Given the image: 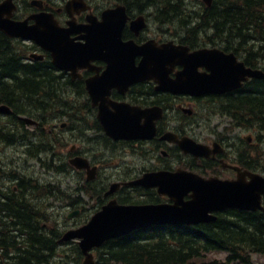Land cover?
<instances>
[{
	"label": "flooded vegetation",
	"instance_id": "flooded-vegetation-1",
	"mask_svg": "<svg viewBox=\"0 0 264 264\" xmlns=\"http://www.w3.org/2000/svg\"><path fill=\"white\" fill-rule=\"evenodd\" d=\"M2 1V0H0ZM70 0H14L15 3V17L17 19H25L37 12H48L53 15L55 20L62 27H67L68 21H74L76 28H80L88 23L91 14H94L96 18H100L102 9L95 3L97 0H85L89 6L87 9L83 7L69 6ZM109 7L115 6L117 3L122 4L125 8L126 19L122 27L121 40L123 42L132 41L136 45H142L150 40L156 44H163L169 41L176 42L178 31L174 26L172 20L162 19V15L149 6H143L140 8L137 3H133L131 0H106ZM93 15V16H94ZM168 18H172L170 15ZM163 21V22H162ZM31 23L32 20H29ZM83 34V30L80 32H70V37L81 41L79 37ZM29 48L43 55L46 60V64L53 69L54 74L59 77L64 85L71 86L74 89V96L72 101L74 107L69 109L73 110L72 118L75 122L79 123L80 128L76 125L63 126L61 134L71 139L70 149L64 154L63 149L58 156L60 164L62 165L61 176L63 180L77 181L82 173L80 170L66 169V165H69L72 156L81 155V152L86 155L92 152V149L88 147L85 141L80 137V132L89 135V140L94 141L97 144H104L108 148H116L121 154L127 155L128 152L136 155L137 150L144 151L149 156H156L155 165L156 168H165L175 170L177 168L187 169L202 176H216L220 178H237L243 175L246 178L248 174L246 172H260L264 171L263 151L264 139H261L256 134V123L260 122L257 116L262 115L254 114L250 117L242 115L237 110H234L233 115L227 113V108L231 107L229 100L237 103H241L243 99L247 98L249 101L253 100L255 96L260 94V90L257 87V83L264 82V78H249L244 81L243 84L233 90L226 92L208 91L201 94H194L193 88H187L188 91L172 92L170 90L162 89L161 84H167L170 80H175L176 72L180 71L183 65H174L170 67L166 77L142 79V78H130L127 80L122 73L115 70H111L109 73V81L114 83V86L110 88L108 97H95L90 98L86 90V81L102 75L106 69L108 63L95 58L88 62V68H78L76 71H62L55 69L52 64V57L46 50L41 49L32 41L24 42ZM193 43V42H192ZM197 43L189 45L191 50L203 47L196 46ZM107 51L112 49V38L106 40ZM255 50H258L257 47ZM257 52L255 51L251 55V60L245 62L254 69L260 68L264 70V59L262 62ZM142 58V55L137 54L134 56V64L137 65ZM205 68L200 67L199 70L203 71ZM138 75V73H136ZM103 104H101V99ZM125 103V105L131 109H147L157 108L160 116L154 120L155 135L150 139L137 138H114L106 134L102 129V123L98 118V114L108 115L113 111V105L111 103ZM235 105V103H234ZM233 108H237V104ZM222 106V110H213L214 116H218L222 123L225 121L227 124L218 130V126H213L212 131L209 134H213L212 138L204 137L200 139L196 136V131H193L194 125L201 124V119L209 121L211 116L206 112L198 113L199 107L218 108ZM225 107V108H224ZM159 108V109H158ZM221 109V107H220ZM225 109V110H224ZM63 112H65L63 110ZM67 113V112H66ZM130 115L128 124L124 127L131 129L137 124L141 126L143 118L139 117L138 111L126 112ZM201 117V118H200ZM3 119H8V122L20 121L16 117L4 116ZM199 119V121H198ZM223 120V121H221ZM262 122V120H261ZM50 126H53L51 124ZM137 126V127H138ZM19 129H25L27 132H18V128L14 126V130L18 134H24L19 138L16 143H10L4 138L0 126V194L2 193H45V182L42 175L38 179L40 182L41 191L39 188L33 189V174L32 168H25L22 163H15L13 154L15 155L19 151L25 152L31 159V145L32 128H27L19 125ZM218 127V128H217ZM252 129V132L243 136H233V133L227 132L228 130L236 131L235 134L242 129ZM215 129V130H214ZM233 131V132H234ZM51 135H54L53 130H48ZM173 134L177 138L189 137L204 145L196 154L184 153L181 149L184 145H179L174 141L169 140ZM62 138V140H63ZM3 139V142H1ZM60 141V140H59ZM64 147V142L61 144ZM21 150H17V148ZM73 149V150H72ZM138 156V155H137ZM67 157V159H66ZM93 162L97 160L92 159ZM113 166L117 167L109 175H104L105 178L115 177L119 182H126L132 178H136L141 172H144L143 168L133 172V169L127 168L129 165L124 164L123 161ZM260 167V168H259ZM3 172V173H2ZM2 175V177H1ZM14 176H23L21 178H14ZM13 178V180H10ZM26 178V179H25ZM89 187L93 190H102L104 193L107 188L105 180H94L88 182ZM37 187V185H35ZM44 188V190H43ZM139 187L128 186L124 184L121 188L117 189L116 193H136ZM141 188V187H140ZM7 191V192H6ZM80 186L78 187V192ZM1 234V229H0Z\"/></svg>",
	"mask_w": 264,
	"mask_h": 264
},
{
	"label": "trees",
	"instance_id": "trees-1",
	"mask_svg": "<svg viewBox=\"0 0 264 264\" xmlns=\"http://www.w3.org/2000/svg\"><path fill=\"white\" fill-rule=\"evenodd\" d=\"M131 1L140 8L149 6L155 9L164 22L172 20L177 30L186 31L187 42H195L198 33H203L208 42L236 53L245 51L246 62L251 60L255 51L264 59V0H213L210 6L202 4L201 8L190 7L186 0ZM169 15L172 18H168ZM23 55L24 50L14 40L0 33V102L21 113L31 112L28 111L30 106L38 108L43 101L50 110L73 108L63 83L51 74L48 65L26 63ZM257 87L260 94L251 101L247 98L241 103L229 100L228 112L237 110L247 117L250 113L251 116L262 115L264 82L257 83ZM234 103L237 108L232 107ZM257 117L264 121V115ZM40 153L44 154V151ZM55 166L49 160L48 167L54 169ZM40 194H0V264H68L66 259L55 258L54 239L58 234L51 236L50 232L45 237L39 233L37 222L44 218L41 211L45 212L42 203L37 201ZM58 194L50 185L46 196L57 198ZM212 251H225L227 256L222 262L216 259L206 261L205 254ZM252 253L264 255V209L255 212L233 209L220 213L212 222L193 226H150L112 238L103 244L99 263L254 264ZM80 261L77 252L71 264H81Z\"/></svg>",
	"mask_w": 264,
	"mask_h": 264
},
{
	"label": "water",
	"instance_id": "water-1",
	"mask_svg": "<svg viewBox=\"0 0 264 264\" xmlns=\"http://www.w3.org/2000/svg\"><path fill=\"white\" fill-rule=\"evenodd\" d=\"M13 8L10 0L0 4V30L8 36L32 39L42 47L49 49L58 66L69 64L74 59L86 63L95 54L96 58L107 61L115 68V71L122 73L125 77L143 79L160 77L164 74L166 65L180 63L184 66V70L178 74L176 80H171L168 84L173 91H184L189 86H193V89L198 92L204 90L221 92L237 87L240 85V80L247 76H264V73L258 70L246 68L243 62H238L233 54H225L217 49H204L189 53L187 47L175 46L171 43L155 46L154 42H149L143 46H136L129 42H121V30L125 20L122 7L103 11L100 22L96 19L91 20L88 28L90 32L85 35L87 41L81 44H70L64 40L62 43V39L65 38L63 31L53 21V23L49 22L51 26L47 25L46 20L38 18L34 25H28L26 21L10 19ZM107 38H112L110 51H107L106 47ZM94 39H102V42L95 44ZM137 54H141L143 58L139 65L135 66L133 57ZM198 65L206 66L210 73H198ZM104 74L96 80H105ZM93 81L94 79L88 82L87 89L91 97L95 98L98 93L99 96L102 95V92L97 89ZM161 86L165 88L167 85L161 84ZM181 87L185 88L179 89ZM0 111H9V108L2 105ZM129 111H134V109L125 104L114 105V111L106 115L108 123L105 121L106 116L99 114L105 131L110 134L111 125H114L118 128H113L117 136L151 137L154 134V112L151 109L139 111L145 119L143 128L136 130L133 127L128 130L123 126L128 124V118L131 119L126 113ZM169 139L184 141L182 145L185 146L183 148L185 152L193 150L197 145L187 138ZM75 164L79 167L86 166L82 159L79 162L75 161ZM250 176L251 179L245 181L243 177L237 180L202 178L183 170L145 173L135 183L146 187L156 186L158 192L167 195L172 203L125 205L112 200L96 212L87 224L76 230L68 231L64 238H80L79 245L86 256L84 264H90L92 255L88 253V250L92 246H99L106 239L123 235L134 229L167 223L195 224L211 221L215 219V216L210 212L225 208L261 209L264 177L258 174ZM186 195L190 196L187 200L184 199Z\"/></svg>",
	"mask_w": 264,
	"mask_h": 264
},
{
	"label": "rangeland",
	"instance_id": "rangeland-1",
	"mask_svg": "<svg viewBox=\"0 0 264 264\" xmlns=\"http://www.w3.org/2000/svg\"><path fill=\"white\" fill-rule=\"evenodd\" d=\"M200 0H186L185 3H187L190 7H192L193 5L195 6H202L200 3ZM99 7L102 6H106L105 3H107L105 0L101 1V0H97L95 2ZM180 31V30H179ZM65 88V87H64ZM65 93L67 96L73 97L74 96V92H72L70 90V88H65ZM67 97V98H70ZM63 98L65 99V96H63ZM73 103H72V107H73ZM37 107V106H36ZM57 107H62V106H57ZM221 107V109H220ZM218 108H205V107H199L198 108V113L200 114L201 112H206L208 115H213L211 116V119L209 121H205L201 119V124L198 123V125H194L193 127V131H196V136L200 139H204V137H210L212 138V136H214L213 134H209L210 131H212L213 126H218V130L220 128H222L223 126H225L227 123L223 120L222 123H218L220 121L218 116H214V114L212 113L213 110H222V106H220ZM34 105L30 106V115L37 117H43L45 118V121H48V123H55L56 126H54L56 128V132L53 135V139L51 140V142H53V144L55 143V145L57 146L58 144H66L65 147L62 146H57L59 147V150L63 149L64 154L70 149L71 146V142H73L71 139H67L65 136L63 138V135L61 134V123L64 122H68L70 125H76L79 126L80 124L75 122H71V120L66 119L65 117H63L61 119L60 115L58 116V112L61 111V109L56 108L55 110H50L48 109V106L46 105L45 101H43L41 103V105H38V108H35ZM64 109V107H62ZM225 108V107H224ZM225 110V109H224ZM47 118H46V117ZM201 118V117H200ZM199 121V119H198ZM257 126H263L264 127V121L258 122L256 123ZM16 126V125H15ZM49 127V126H48ZM215 130V129H214ZM238 129H236L234 132L231 130H228L227 132L233 133V136H243V135H247L249 133H254L252 132V129H242L241 131H239L238 135L235 134L236 131ZM256 130V134L258 133V129ZM18 132L21 131V129L17 130ZM80 137L85 141L86 145L88 147H90L92 149V154H91V158L94 160H97L101 163H97V162H93L94 164L98 165L99 167V171H100V179L101 180H105V183L108 185L109 183H111L112 181H114L115 177H110L109 180H106V178L104 177V175H109L110 173L113 172V170H115L117 167L113 166L114 164L118 163V161H123L124 164H128L129 166L127 168H131L133 169V172H137V170H139L140 168H142L143 166H145L146 168H150L151 166L154 165V162L151 160V158H142V153L141 151H139L136 155L132 154V152H128L127 155L125 154H121L120 151L116 148H106L104 144H97L92 140H89V135L88 134H84L82 132H80ZM44 139H46L47 141H49L46 137L47 136H43ZM63 138V140H62ZM60 140V141H59ZM55 141V142H54ZM59 141V142H58ZM57 142V143H56ZM76 139H74V143H76ZM33 147V146H30ZM262 147H264V145L262 144ZM38 148H40L41 150H44L45 148H41V146ZM17 150H21L19 147L17 148ZM56 151V149H55ZM62 151V150H61ZM264 153V151H263ZM52 154L54 155V152L52 151ZM62 155V154H60ZM138 155V156H137ZM263 155V162L261 163L264 166V154ZM28 155L23 151H19L17 152L15 155L13 154V157H15L14 162L17 163H22V165L27 168L30 169L31 165H32V160L27 157ZM67 159V157H66ZM59 163H61L59 161V159L57 160ZM156 161V159H155ZM34 166H36V164H34ZM260 168V167H259ZM261 169H263L261 167ZM51 171H49L47 173V180L50 184H57L59 182L60 176L59 174L56 172V168L54 170L50 169ZM23 177V176H22ZM46 177V175H45ZM46 180V179H45ZM46 180V181H47ZM46 184V183H45ZM34 186V185H33ZM46 188V187H45ZM131 196L135 197L137 194L136 193H130ZM131 197V198H133ZM136 198V197H135ZM141 198V197H140ZM86 199V198H85ZM162 200H164V198H161ZM97 201L92 200L88 203V205H86L84 207V211L83 213L78 217V219L74 220V219H67L66 217V213L69 212L70 210L67 209V207L65 206V203L60 202V200H56L53 198H48L47 199V205L46 208L48 209V212L51 216V223L54 227H56L59 231H65L66 229L71 228L72 223L77 221L80 222L81 220L85 219L87 216H89V214H91L93 212V208L94 205L96 204ZM39 233L41 234L42 231L39 230ZM74 241L70 242L68 244H64L60 247H58V251H60L61 253H63V251L66 250V252L68 253V257L67 260L73 263V257H74ZM11 254V253H10ZM226 256V252L225 251H219V252H211L207 254V259H212V258H218V259H223ZM95 260H96V264L98 261L97 256L95 255ZM252 260L257 263V264H264V255H256V254H252ZM71 264V263H70Z\"/></svg>",
	"mask_w": 264,
	"mask_h": 264
},
{
	"label": "bare ground",
	"instance_id": "bare-ground-1",
	"mask_svg": "<svg viewBox=\"0 0 264 264\" xmlns=\"http://www.w3.org/2000/svg\"><path fill=\"white\" fill-rule=\"evenodd\" d=\"M137 2V1H136ZM257 41V40H256ZM260 43V41L258 42ZM46 117V116H45ZM47 118V117H46ZM45 118L41 117V120H44ZM16 128H21L19 125H16ZM256 129H258L259 136L261 139H264V127H260L256 125ZM2 134L4 135V138L7 139L10 143H16L19 141V138L22 137L23 134H18L14 130V124L13 123H3L1 125ZM3 173V172H2ZM2 177V175H1ZM22 177V176H21ZM20 176H14V178H21ZM26 179V178H25ZM10 180H13V178H10ZM42 186V185H41ZM7 192V191H6Z\"/></svg>",
	"mask_w": 264,
	"mask_h": 264
}]
</instances>
